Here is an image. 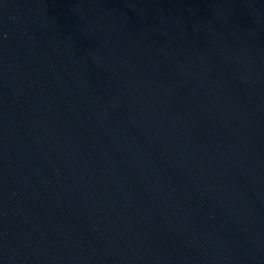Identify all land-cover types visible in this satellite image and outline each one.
<instances>
[{
  "label": "water",
  "instance_id": "95a60500",
  "mask_svg": "<svg viewBox=\"0 0 264 264\" xmlns=\"http://www.w3.org/2000/svg\"><path fill=\"white\" fill-rule=\"evenodd\" d=\"M0 264H264V0H0Z\"/></svg>",
  "mask_w": 264,
  "mask_h": 264
}]
</instances>
